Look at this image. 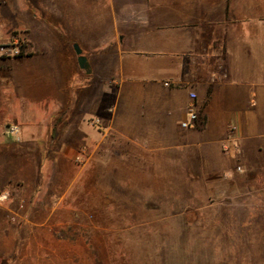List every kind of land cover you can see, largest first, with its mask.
Instances as JSON below:
<instances>
[{
	"label": "crops",
	"instance_id": "0c3cea01",
	"mask_svg": "<svg viewBox=\"0 0 264 264\" xmlns=\"http://www.w3.org/2000/svg\"><path fill=\"white\" fill-rule=\"evenodd\" d=\"M15 33L0 135L16 125L27 155L57 138L101 170L194 165L217 202H264V0H0V46Z\"/></svg>",
	"mask_w": 264,
	"mask_h": 264
},
{
	"label": "rangeland",
	"instance_id": "374dc122",
	"mask_svg": "<svg viewBox=\"0 0 264 264\" xmlns=\"http://www.w3.org/2000/svg\"><path fill=\"white\" fill-rule=\"evenodd\" d=\"M94 126V125H93ZM0 135V264H264V202H217L191 166H84Z\"/></svg>",
	"mask_w": 264,
	"mask_h": 264
},
{
	"label": "built area",
	"instance_id": "2783aa9c",
	"mask_svg": "<svg viewBox=\"0 0 264 264\" xmlns=\"http://www.w3.org/2000/svg\"><path fill=\"white\" fill-rule=\"evenodd\" d=\"M23 42H24V38L19 33H15L12 36L11 41L9 43L0 46L1 55H4L6 57L19 56L21 54V44ZM189 97H190V102L188 103L187 106L186 117L184 120L180 122L181 128H196L199 121V114L195 103L196 94L194 92H190ZM98 123H99L98 119H94L90 121L91 125H98ZM7 132L14 136H18L19 129L16 125L9 124L7 126ZM233 147L237 149L236 145H233ZM224 149H228V145H225ZM236 169L238 171L241 170L240 166H237Z\"/></svg>",
	"mask_w": 264,
	"mask_h": 264
},
{
	"label": "water",
	"instance_id": "95a60500",
	"mask_svg": "<svg viewBox=\"0 0 264 264\" xmlns=\"http://www.w3.org/2000/svg\"><path fill=\"white\" fill-rule=\"evenodd\" d=\"M74 49H75L76 54L78 55L77 61H78L80 68L84 69L87 73H89L90 71L89 64L87 63L86 58L82 54L81 49L78 47L77 44L74 45Z\"/></svg>",
	"mask_w": 264,
	"mask_h": 264
}]
</instances>
